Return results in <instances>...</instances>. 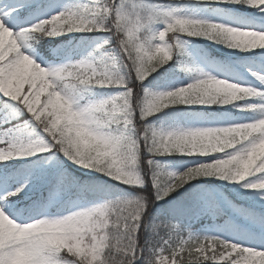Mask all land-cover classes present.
<instances>
[{
	"label": "snow or ice",
	"instance_id": "snow-or-ice-1",
	"mask_svg": "<svg viewBox=\"0 0 264 264\" xmlns=\"http://www.w3.org/2000/svg\"><path fill=\"white\" fill-rule=\"evenodd\" d=\"M0 264H264V0H0Z\"/></svg>",
	"mask_w": 264,
	"mask_h": 264
}]
</instances>
